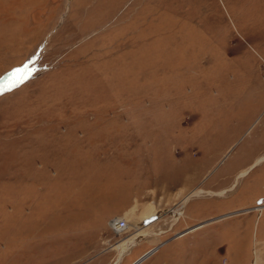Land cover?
I'll use <instances>...</instances> for the list:
<instances>
[{"label":"rangeland","instance_id":"obj_1","mask_svg":"<svg viewBox=\"0 0 264 264\" xmlns=\"http://www.w3.org/2000/svg\"><path fill=\"white\" fill-rule=\"evenodd\" d=\"M261 157L264 0H0V264H264Z\"/></svg>","mask_w":264,"mask_h":264},{"label":"bare ground","instance_id":"obj_2","mask_svg":"<svg viewBox=\"0 0 264 264\" xmlns=\"http://www.w3.org/2000/svg\"><path fill=\"white\" fill-rule=\"evenodd\" d=\"M264 160V157H261L260 159H258V160H256L257 162L256 163H259V162H262ZM246 174V171L245 172H242L241 174H240V176H243V175H245ZM203 191L202 190H198V191H195V192H193L192 193V195L190 194L189 196H187V197H185L184 198V200H183V204H185V202L190 198V197H192V196H197V195H199L200 193H202ZM225 192L224 191H222V192H220L219 194H217V195H219V196H222L223 194H224ZM182 204V207L184 206ZM182 209V208H181ZM183 210V209H182ZM182 210H178L177 212L176 211H172L171 213V215H172V218L174 219V221H176L181 215H182ZM145 234L142 232V231H140V232H138V233H135L134 235H132V236H130V237H128V238H126L125 240H123L121 243H119L117 246H115L114 248H115V250L117 251V253H118V255H117V258H116V260H115V262H114V264H119L120 263V261H122V258L125 256V255H127L136 245H137V243H138V241H139V238H141V237H143ZM183 234H181V236H182ZM178 237H180V236H178ZM150 252V251H149ZM148 252V253H149ZM151 252H152V250H151ZM148 253H146L145 254V256L148 254ZM153 253V252H152ZM144 256V257H145ZM144 257H143V259H144ZM143 259H141V260H143ZM146 259V258H145ZM144 259V260H145ZM143 260V261H144ZM142 262V261H141ZM137 264H140V263H137Z\"/></svg>","mask_w":264,"mask_h":264},{"label":"built area","instance_id":"obj_3","mask_svg":"<svg viewBox=\"0 0 264 264\" xmlns=\"http://www.w3.org/2000/svg\"><path fill=\"white\" fill-rule=\"evenodd\" d=\"M126 225L127 224L123 219H119L111 224V229L114 232L120 233L126 230Z\"/></svg>","mask_w":264,"mask_h":264},{"label":"water","instance_id":"obj_4","mask_svg":"<svg viewBox=\"0 0 264 264\" xmlns=\"http://www.w3.org/2000/svg\"><path fill=\"white\" fill-rule=\"evenodd\" d=\"M182 234H183V233H182ZM180 235H181V234L177 235L176 237H178V236H180ZM156 249H157V248H156ZM156 249H153L152 252H155ZM152 252L150 251L146 256L144 255V256H145V257L143 256L144 259L147 258ZM143 257H142V259H143ZM144 259H143V260H144ZM143 260H141V261H143Z\"/></svg>","mask_w":264,"mask_h":264},{"label":"crops","instance_id":"obj_5","mask_svg":"<svg viewBox=\"0 0 264 264\" xmlns=\"http://www.w3.org/2000/svg\"><path fill=\"white\" fill-rule=\"evenodd\" d=\"M145 255V254H144ZM138 259V258H137Z\"/></svg>","mask_w":264,"mask_h":264}]
</instances>
